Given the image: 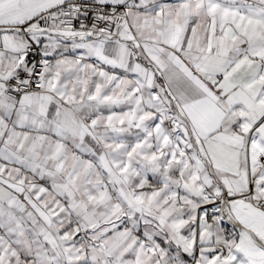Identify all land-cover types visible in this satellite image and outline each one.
<instances>
[{
    "label": "snow or ice",
    "instance_id": "obj_1",
    "mask_svg": "<svg viewBox=\"0 0 264 264\" xmlns=\"http://www.w3.org/2000/svg\"><path fill=\"white\" fill-rule=\"evenodd\" d=\"M0 264H264V0H0Z\"/></svg>",
    "mask_w": 264,
    "mask_h": 264
}]
</instances>
